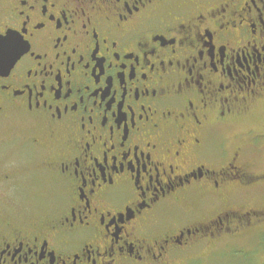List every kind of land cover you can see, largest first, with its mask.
I'll use <instances>...</instances> for the list:
<instances>
[{"label": "flooded vegetation", "instance_id": "obj_1", "mask_svg": "<svg viewBox=\"0 0 264 264\" xmlns=\"http://www.w3.org/2000/svg\"><path fill=\"white\" fill-rule=\"evenodd\" d=\"M0 35L30 45L0 72V264L264 233V0H0Z\"/></svg>", "mask_w": 264, "mask_h": 264}, {"label": "rangeland", "instance_id": "obj_2", "mask_svg": "<svg viewBox=\"0 0 264 264\" xmlns=\"http://www.w3.org/2000/svg\"><path fill=\"white\" fill-rule=\"evenodd\" d=\"M259 165L261 167L260 169L263 170L264 158L263 162H260ZM261 190L264 191V187H261ZM247 202L250 203L251 201L249 200ZM247 234L248 233H245L240 237H237L236 241L246 239L247 237H249ZM255 239L249 238L239 243L226 242L219 248L212 247L213 251L211 250L212 252L210 253V258L208 259V261H213V264H247L245 263V260L252 259L253 261L248 264H264V248L262 246L261 248H259L255 243Z\"/></svg>", "mask_w": 264, "mask_h": 264}, {"label": "snow or ice", "instance_id": "obj_3", "mask_svg": "<svg viewBox=\"0 0 264 264\" xmlns=\"http://www.w3.org/2000/svg\"><path fill=\"white\" fill-rule=\"evenodd\" d=\"M43 26L42 24L40 25ZM25 30H27L25 26ZM30 47L29 44L25 42V39L20 35H12L7 38H5L3 35H0V72H4V74H7V69L4 68V56L6 50H10L13 53L11 63L15 62V59L18 58V56L26 52L28 48ZM11 64H9V67Z\"/></svg>", "mask_w": 264, "mask_h": 264}, {"label": "trees", "instance_id": "obj_4", "mask_svg": "<svg viewBox=\"0 0 264 264\" xmlns=\"http://www.w3.org/2000/svg\"><path fill=\"white\" fill-rule=\"evenodd\" d=\"M249 237H247L246 239H249V238H251V239H255V237H254V235H251V233H249V234H247ZM245 236V235H244ZM246 239H244V240H246ZM243 239H241V241L240 242H242V241H244ZM256 240V244H257V246L259 247V248H261V246L264 248V233L261 235V234H259V236H257V238L255 239ZM210 257H208V258H206V260L205 261H203L204 262V264H213L212 262L213 261H208V259H209ZM246 262L245 263H251V261H253L252 259H246L245 260ZM202 262H195L194 264H201Z\"/></svg>", "mask_w": 264, "mask_h": 264}, {"label": "water", "instance_id": "obj_5", "mask_svg": "<svg viewBox=\"0 0 264 264\" xmlns=\"http://www.w3.org/2000/svg\"><path fill=\"white\" fill-rule=\"evenodd\" d=\"M8 36H9V35H6L5 38H7ZM10 58H11L10 60H12V56H11Z\"/></svg>", "mask_w": 264, "mask_h": 264}]
</instances>
